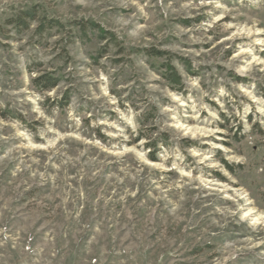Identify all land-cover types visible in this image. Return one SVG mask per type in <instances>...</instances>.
Here are the masks:
<instances>
[{
  "label": "rangeland",
  "instance_id": "374dc122",
  "mask_svg": "<svg viewBox=\"0 0 264 264\" xmlns=\"http://www.w3.org/2000/svg\"><path fill=\"white\" fill-rule=\"evenodd\" d=\"M0 264H264V0H0Z\"/></svg>",
  "mask_w": 264,
  "mask_h": 264
},
{
  "label": "trees",
  "instance_id": "16d2710c",
  "mask_svg": "<svg viewBox=\"0 0 264 264\" xmlns=\"http://www.w3.org/2000/svg\"><path fill=\"white\" fill-rule=\"evenodd\" d=\"M38 19L37 12L35 9H27L20 11L18 14H16L11 20H9V24H14L17 28H22L24 30L29 29L31 26L32 21H35ZM40 21V20H39ZM89 24V25H88ZM82 27V30H86L87 28L90 27L92 30H96L100 33L101 38L105 39L106 35L109 34L108 31H106L104 28H102L100 25L93 23V22H82L80 24ZM62 27V23L59 22L58 20L54 19H41V21L38 24V31L39 33H43L44 31L53 29L55 27ZM152 55H161L160 52H156L155 54ZM170 71H172L170 74V80H172L176 84H182V79L180 75L175 71L173 67H169ZM60 78L55 76L53 73H39V75L33 79L34 85L40 89L41 91H51L52 89L56 88L60 84ZM140 137H143L140 135ZM140 137L137 138V141L140 139ZM147 147L151 149H155L157 147V141L156 142H149ZM150 158L152 160H156L155 155L152 153ZM226 165V167L229 170H232V167L229 163L226 161H223Z\"/></svg>",
  "mask_w": 264,
  "mask_h": 264
}]
</instances>
